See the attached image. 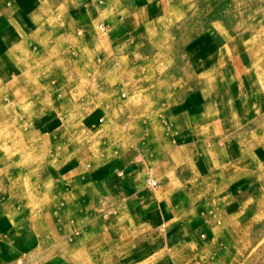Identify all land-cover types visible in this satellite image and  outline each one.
Wrapping results in <instances>:
<instances>
[{
	"label": "rangeland",
	"instance_id": "374dc122",
	"mask_svg": "<svg viewBox=\"0 0 264 264\" xmlns=\"http://www.w3.org/2000/svg\"><path fill=\"white\" fill-rule=\"evenodd\" d=\"M99 1L95 33L70 24L79 0H0V216L77 264H264V0H153L149 28L116 43L102 22L125 12ZM178 117L242 124L202 142L199 171L171 162ZM129 150L152 192L184 177L200 237L167 245L158 215L131 220L77 183Z\"/></svg>",
	"mask_w": 264,
	"mask_h": 264
},
{
	"label": "crops",
	"instance_id": "0c3cea01",
	"mask_svg": "<svg viewBox=\"0 0 264 264\" xmlns=\"http://www.w3.org/2000/svg\"><path fill=\"white\" fill-rule=\"evenodd\" d=\"M75 1L77 0H73ZM152 1L119 0L117 4L125 12L123 22H102L107 29L108 39L116 43L124 40V36L138 34L142 28L148 29L153 23L151 19L148 20L149 12L151 14L153 11ZM79 2L80 7L77 9L69 5L71 7L68 10L71 16L73 14L75 17L70 24L87 32L88 29H93L97 33V28L102 27L100 22H97L102 10L99 4L102 2L99 1L97 4L94 0H79ZM170 123L173 130L172 146L175 149L170 156L171 162H178L179 158L184 161L185 158L192 170L196 167L200 171L199 166H202V163L200 164L201 160H196V158L206 155V152L201 151L202 142L230 136L242 124V121L224 117V120H219V122L215 119L209 120L205 128L194 122L191 117H178ZM205 129L209 130L208 137L204 136L203 130ZM58 131L57 128L48 130L49 139H55ZM166 163L170 167V161ZM217 164L216 161L213 166L216 168ZM226 164L225 168L229 166L228 169L232 176L236 172V164ZM140 166L138 155L129 150L113 156L103 167L98 168L96 176L88 177V179L79 177L77 183L82 184L81 188L92 189V194L98 199L112 201L120 207L125 206L122 209L128 216L141 207H144L145 219H152L153 216L158 215L162 220L161 236L165 238L167 245L172 238H176L175 242L178 243L181 238L190 239L196 234L200 237L201 230L195 225V222L199 220V214L192 212L191 206L188 205V191L184 192L183 188L178 186V184H184V180L181 181L184 177L181 179L174 176L171 171L169 175L161 178V184H164L161 190L152 192L144 186L143 177L139 173ZM128 226L131 228L130 225ZM119 228L120 232L114 230L112 232L121 244L125 234L122 233L123 228L121 226ZM66 249L56 246L52 241H43L41 231L37 228L29 230L8 217L0 216V264H77L69 255L74 252V248Z\"/></svg>",
	"mask_w": 264,
	"mask_h": 264
},
{
	"label": "bare ground",
	"instance_id": "6f19581e",
	"mask_svg": "<svg viewBox=\"0 0 264 264\" xmlns=\"http://www.w3.org/2000/svg\"><path fill=\"white\" fill-rule=\"evenodd\" d=\"M240 12V11H239ZM12 73L11 74H13V75H16V74H18V70H17V67L14 65L12 68ZM8 73H10V71L8 72ZM5 75V74H4ZM3 75V76H4ZM19 76V75H18ZM1 78H3V77H1ZM17 78V77H16ZM15 80V79H14ZM197 80V79H196ZM12 94L13 95H17V93L19 92V90L18 89H13L12 91ZM27 92V91H26ZM32 92V91H31ZM3 96V95H2ZM14 97V96H13ZM14 99V98H13ZM22 102V101H21ZM18 105H19V103H18ZM7 108H9V107H7ZM5 109V108H4ZM8 111V110H7ZM5 112H3V111H0V116L1 117H3L5 114H4ZM9 114V113H8ZM18 114V113H17ZM5 117V116H4ZM1 121V120H0ZM7 122V121H6ZM0 123H2V122H0ZM5 124V123H4ZM17 132V131H16ZM19 132V131H18ZM9 137V136H8ZM17 137V136H16ZM7 138V137H6ZM18 142V141H17ZM20 144V143H19ZM14 147V146H13ZM20 147V146H19ZM18 147V148H19Z\"/></svg>",
	"mask_w": 264,
	"mask_h": 264
},
{
	"label": "built area",
	"instance_id": "2783aa9c",
	"mask_svg": "<svg viewBox=\"0 0 264 264\" xmlns=\"http://www.w3.org/2000/svg\"><path fill=\"white\" fill-rule=\"evenodd\" d=\"M146 183L151 187H155L157 184V182L150 176L146 179Z\"/></svg>",
	"mask_w": 264,
	"mask_h": 264
}]
</instances>
